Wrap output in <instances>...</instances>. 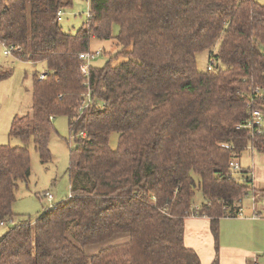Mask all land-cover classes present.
Segmentation results:
<instances>
[{"label":"trees","instance_id":"trees-1","mask_svg":"<svg viewBox=\"0 0 264 264\" xmlns=\"http://www.w3.org/2000/svg\"><path fill=\"white\" fill-rule=\"evenodd\" d=\"M71 5L0 0V42L46 66L42 78L32 73L31 112L11 120L8 133L23 145L0 144V222L16 215L29 144L51 158L57 116L75 145L69 195L2 234L0 264H201L184 244L185 218L208 217L217 249L219 219L238 216L250 191L264 196L249 167L230 166L246 150L264 155L263 129L236 128L260 104L254 89H264V0H90L89 16L69 32L58 12ZM93 38L115 39L112 57L126 59L90 63L84 76L79 54L92 52ZM11 73L0 67V81Z\"/></svg>","mask_w":264,"mask_h":264},{"label":"rangeland","instance_id":"rangeland-1","mask_svg":"<svg viewBox=\"0 0 264 264\" xmlns=\"http://www.w3.org/2000/svg\"><path fill=\"white\" fill-rule=\"evenodd\" d=\"M90 0H72L71 7L65 9L59 18V24L64 31L74 32L87 18ZM118 26L113 25L112 34L115 36ZM90 49L95 53L91 60L94 66L103 65L108 59L112 64L122 62L126 59L124 55L112 57L116 51L120 50L115 43V39L101 40L93 38L90 41ZM98 52V53H97ZM208 52L203 51L196 55L197 67L199 70H206ZM0 67L11 68V76L0 81V144L11 146H21L23 143L16 137L9 135L11 120L16 115H24L31 112V86L32 73H40L46 70L44 62L31 63L14 55H6L4 47L0 42ZM54 131L50 134L48 146L51 158L48 161H41L33 145L29 144L30 149V171L25 181H18L16 200L12 205V211L16 214L13 221L4 220L0 224V235L4 234L11 226L26 219L27 216L33 220L46 206L48 202L43 197L44 192L53 195V203L65 198L70 193L68 177L69 150L73 148V137L69 133L67 118L57 116L53 120ZM117 133L111 134L109 145L116 148ZM241 167H249L252 172V179L256 189L264 190V155L246 150L239 161ZM251 194L243 200L242 216L248 213L253 207L251 205ZM201 196L195 197V203L201 202ZM257 208L264 215V196L255 195ZM198 207V206H197ZM264 225V218L259 221ZM220 231V230H219ZM220 237V232H219ZM219 239V238H218ZM256 246L264 247V232L257 236L256 240L251 241ZM109 242H102L85 247V252L89 255L94 254ZM251 246V245H250ZM264 260V250L257 255Z\"/></svg>","mask_w":264,"mask_h":264},{"label":"crops","instance_id":"crops-1","mask_svg":"<svg viewBox=\"0 0 264 264\" xmlns=\"http://www.w3.org/2000/svg\"><path fill=\"white\" fill-rule=\"evenodd\" d=\"M250 198L253 208L244 216L219 219L217 249L208 217L190 215L185 218L184 244L198 254L201 264H212L216 260V264H264V260L257 256L264 247L254 245L255 242L251 244L264 232V225L259 223L264 215L257 208L255 195L251 194Z\"/></svg>","mask_w":264,"mask_h":264},{"label":"built area","instance_id":"built-area-1","mask_svg":"<svg viewBox=\"0 0 264 264\" xmlns=\"http://www.w3.org/2000/svg\"><path fill=\"white\" fill-rule=\"evenodd\" d=\"M63 14L62 11L58 12V17L60 18V16ZM87 16H89V14H87ZM4 47V53L6 55L12 54L15 51H20L19 47H12V46H8V45H4L2 44ZM98 53V52H97ZM95 53L93 52H83L79 54V58L82 60L81 64H80V71L81 73L86 76L88 74V68L89 65L91 63V60L94 58ZM40 77L42 78L43 75H40ZM254 93H255V100H259L260 104H258L257 106H254V108H252L251 112H250V118L249 120H247L246 124L243 125H237L236 128H250L252 130V126H255V130L257 133H261L262 129L264 130V89L260 88V87H256L254 89ZM254 100L252 99V102ZM90 102V95L89 93H87L84 96V100L81 102V107L80 110H82L83 108L87 107L88 103ZM255 103V102H254ZM230 166L232 168V170L236 171L240 168V165L238 163V161H231L230 162ZM43 197L45 198V200L48 202V205L46 206V208L51 207L53 205V195L49 192H44L43 193ZM195 209H197V206H194ZM242 206L240 208V213L239 216L242 215ZM193 215V214H191ZM257 214H254V216H256Z\"/></svg>","mask_w":264,"mask_h":264}]
</instances>
